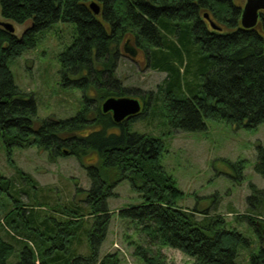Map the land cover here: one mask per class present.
<instances>
[{"label":"trees","instance_id":"1","mask_svg":"<svg viewBox=\"0 0 264 264\" xmlns=\"http://www.w3.org/2000/svg\"><path fill=\"white\" fill-rule=\"evenodd\" d=\"M92 2L100 6L98 15ZM242 9L240 0H0L4 20L29 24L21 36L0 26V137L9 159L16 147H36L51 159L75 156L91 180L89 190H77L86 206L55 210L64 216L59 221L39 220V203L27 215L14 181L0 176V198L7 194L15 204L0 220V264H10L16 252L15 264H120L118 253L100 259V247L110 219L107 200L125 180L142 202L119 215L136 223L158 248L137 247L146 264H164L160 250L165 247L180 250L194 259L192 264H238L240 246L251 242L227 229L223 217L182 207L185 193L161 165L166 144L160 137L131 133L130 124L152 105L158 107L160 126L177 131L205 130L208 119L244 129L264 123V12L256 27L244 29ZM60 20L76 27L60 62L67 83L83 92L84 105L70 119H38L33 96L16 85L8 62L34 48L38 33ZM128 39L145 54L149 68L166 78L157 92L141 97L139 115L115 123L102 104L126 96L116 68ZM233 166L241 176L245 161ZM15 168L22 180L36 185ZM255 169L264 177L261 145ZM87 216L95 218L91 226ZM82 235L88 238L86 253L78 251ZM247 264H264V247Z\"/></svg>","mask_w":264,"mask_h":264},{"label":"rangeland","instance_id":"2","mask_svg":"<svg viewBox=\"0 0 264 264\" xmlns=\"http://www.w3.org/2000/svg\"><path fill=\"white\" fill-rule=\"evenodd\" d=\"M246 1L240 0L243 6ZM0 21L12 23L17 36H21L29 26L28 23L19 25L6 21L1 15ZM75 37V24L60 20L38 33L34 48L8 62L16 85L33 96L38 119L66 120L75 117L83 108V92L74 83H67L60 62V54L73 44ZM125 46L131 48L134 44L128 39L122 47L116 76L128 89L127 97L142 101L141 97L158 91L166 73L149 68L141 51L136 58H131L124 52ZM157 110L158 107L152 105L143 118L130 124V132L162 138L166 152L160 159L161 165L185 193L179 204L187 209L208 210L212 216H221L227 223V229L244 235L251 245L240 246L236 262L247 264L251 256L264 247V177L255 169L258 146L264 147V123L255 129H244L208 119L205 120V130L177 131L160 126L159 120H155ZM240 161H245L241 176L238 167L233 166ZM15 167L33 178L36 185L33 187L30 182L22 180ZM0 176L14 181L16 189L21 192L27 215L32 205L39 203L41 207L35 210L39 220L55 217L60 221L64 216L55 210L86 206L84 194L77 190L91 188L87 171L77 157L69 155L51 159L48 152L36 147H16L9 159L1 137ZM113 192L114 197L107 200L110 219L105 241L100 247V259L110 253H118L120 264H146L136 255L137 247H151L153 251L158 248L150 244L136 223L119 215V211L128 206L140 205L142 199L128 180L120 182ZM14 205L7 194L1 196L0 220ZM245 215H252L261 222L254 224ZM94 219L85 217L86 224L91 226ZM87 245L88 238L86 240L82 235L79 253H86ZM160 253L164 264H192L194 261L170 247L162 248ZM18 258L19 252H16L9 263L15 264Z\"/></svg>","mask_w":264,"mask_h":264},{"label":"water","instance_id":"3","mask_svg":"<svg viewBox=\"0 0 264 264\" xmlns=\"http://www.w3.org/2000/svg\"><path fill=\"white\" fill-rule=\"evenodd\" d=\"M90 8L94 14L100 13V6L96 2H92ZM264 12V0H247L243 6L241 14V24L244 29H252L256 27L260 20V13ZM209 19V16H205ZM211 26L215 30H221L216 24L210 20ZM0 26L8 32L14 34L15 27L10 22H1ZM124 52L131 58H136L139 50L135 47L124 48ZM143 105L140 100L131 97H110L106 99L102 104L103 113H112L115 123H122L139 115L142 112Z\"/></svg>","mask_w":264,"mask_h":264}]
</instances>
